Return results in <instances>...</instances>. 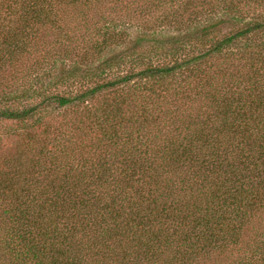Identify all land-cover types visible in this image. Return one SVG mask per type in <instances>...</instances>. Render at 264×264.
Returning <instances> with one entry per match:
<instances>
[{
    "label": "trees",
    "instance_id": "obj_1",
    "mask_svg": "<svg viewBox=\"0 0 264 264\" xmlns=\"http://www.w3.org/2000/svg\"><path fill=\"white\" fill-rule=\"evenodd\" d=\"M0 264H264V0H0Z\"/></svg>",
    "mask_w": 264,
    "mask_h": 264
},
{
    "label": "rangeland",
    "instance_id": "obj_2",
    "mask_svg": "<svg viewBox=\"0 0 264 264\" xmlns=\"http://www.w3.org/2000/svg\"><path fill=\"white\" fill-rule=\"evenodd\" d=\"M12 146V141L11 140H4L3 142L0 143V156L8 152L9 147Z\"/></svg>",
    "mask_w": 264,
    "mask_h": 264
}]
</instances>
